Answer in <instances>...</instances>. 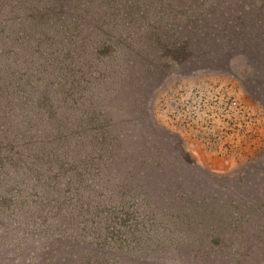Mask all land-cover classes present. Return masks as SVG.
<instances>
[{
	"label": "trees",
	"instance_id": "16d2710c",
	"mask_svg": "<svg viewBox=\"0 0 264 264\" xmlns=\"http://www.w3.org/2000/svg\"><path fill=\"white\" fill-rule=\"evenodd\" d=\"M156 1L159 3L153 4ZM170 3L0 0V264H33V259L42 260L37 255L38 246L48 245L66 250L56 247L61 252L59 258L68 262L75 257H94L97 262L107 257L114 262L143 249L153 252L150 245L123 239L125 224L136 221L130 200L136 197L151 206L155 204L157 164L149 146L125 142L126 132L118 131L103 139V134L97 132L111 126L114 118L122 121L124 128L128 123L142 125L141 105L158 83L160 70L144 55L139 41L141 31L136 29L145 25V14L166 16ZM263 10L264 0H191L188 48L203 28L202 15L217 21V27H212L215 35L204 46L215 39L219 48L214 54L226 53L227 61L229 41L246 43L254 34L261 43L244 44L241 53L244 56L248 51L252 57L257 56L255 63L246 65L255 71V78L249 82L261 83ZM24 12L28 20L22 21ZM247 15L252 16L254 28L242 26L249 20ZM157 19L153 18L154 26ZM201 32L204 35V29ZM11 42L18 43L21 52L8 54ZM205 47L202 54L206 53ZM171 49L168 51L174 52ZM153 53L151 48L150 55ZM35 122L48 126L52 146H26L27 132ZM73 132H77L78 139ZM80 134L91 136V141L84 143ZM56 141L59 143L54 146ZM8 144L11 146H5ZM42 148L58 150V162L43 166L39 161L45 154ZM40 187L53 195L52 211H45L42 205L38 210L36 202H31L33 195L39 197L36 192ZM158 209L166 212L163 207ZM76 222L82 232L89 228L92 233L79 235L77 247L72 241ZM228 224L230 230L228 226L221 229L222 225L203 250L198 246L188 251L192 264H213V258L224 264L234 247L231 238L239 237L233 232L237 230L243 236L240 224L233 230ZM85 243L90 244L86 250ZM177 249L181 250L180 257L187 253L181 246Z\"/></svg>",
	"mask_w": 264,
	"mask_h": 264
},
{
	"label": "rangeland",
	"instance_id": "374dc122",
	"mask_svg": "<svg viewBox=\"0 0 264 264\" xmlns=\"http://www.w3.org/2000/svg\"><path fill=\"white\" fill-rule=\"evenodd\" d=\"M169 1L171 10L167 8L166 16L145 14L142 17L145 25L136 29V32L141 31L139 41L144 55L154 60L160 70L158 83L148 91L141 105L142 125L128 123L124 128L122 121L114 118L111 126L97 132L103 134L102 139L117 135L118 131L126 132L125 142L149 146L151 158L157 164L155 204L151 206L136 197L130 200L137 222L129 220L125 224L123 239L150 245L153 252L143 249L114 262L107 257L99 262L94 257L83 260L75 257L68 262L64 257L59 258L58 250H66L48 245L38 246L37 255L42 260L33 259V264H192L193 257H188V251L198 246L203 250L209 245L210 236L222 225L221 229L228 226L230 230L228 223L231 230L240 224L238 228L243 236L240 237L237 230L233 232L239 237L231 238L230 244L234 247L224 264H264V206L261 207L264 205V81L249 82L255 78V71L246 64L255 63L258 58L248 51L244 56L241 53L244 44L261 42L254 34L248 36L246 43L230 40L227 61L226 53L214 54L219 48L215 39L204 46L215 35L212 27H217V21L202 15L203 28L195 44L190 43L188 48L191 0ZM153 18H160L156 26ZM20 19L28 20L25 12ZM247 19L245 23L239 22L243 27L254 28L252 16L247 15ZM9 46L8 54L21 52L18 43L11 42ZM176 47L179 50L174 49ZM202 47L206 53L202 54ZM151 48H154L153 55H150ZM43 122L29 127L26 146H52L48 142V126ZM83 135L80 134L81 139L89 143L91 136ZM72 136L78 139L77 132ZM96 143L93 140L94 146ZM42 150L45 154L39 161L43 166L46 162H58V150ZM143 153L147 152L143 150ZM41 187L36 192L39 197L33 195L31 202H36L38 210L42 205L45 211H52L53 195L46 187ZM159 206L168 213H161ZM73 229L75 247L83 232L92 236L89 228L82 232L77 222ZM89 245L85 243V250ZM177 246L187 251L185 256H179L181 250ZM214 253L211 252V256ZM216 261L213 258V264H220Z\"/></svg>",
	"mask_w": 264,
	"mask_h": 264
}]
</instances>
